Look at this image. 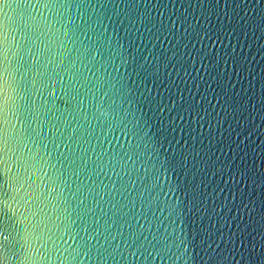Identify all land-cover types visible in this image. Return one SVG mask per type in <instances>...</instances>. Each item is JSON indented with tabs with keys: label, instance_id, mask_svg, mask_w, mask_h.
<instances>
[{
	"label": "water",
	"instance_id": "95a60500",
	"mask_svg": "<svg viewBox=\"0 0 264 264\" xmlns=\"http://www.w3.org/2000/svg\"><path fill=\"white\" fill-rule=\"evenodd\" d=\"M0 264H264V0H0Z\"/></svg>",
	"mask_w": 264,
	"mask_h": 264
}]
</instances>
